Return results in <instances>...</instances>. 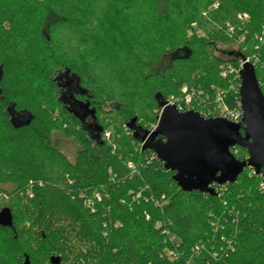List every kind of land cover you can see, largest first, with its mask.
<instances>
[{
	"label": "trees",
	"instance_id": "16d2710c",
	"mask_svg": "<svg viewBox=\"0 0 264 264\" xmlns=\"http://www.w3.org/2000/svg\"><path fill=\"white\" fill-rule=\"evenodd\" d=\"M263 30L264 0H0V264H264L260 176L184 192L125 127L238 109L246 59L264 96Z\"/></svg>",
	"mask_w": 264,
	"mask_h": 264
},
{
	"label": "water",
	"instance_id": "95a60500",
	"mask_svg": "<svg viewBox=\"0 0 264 264\" xmlns=\"http://www.w3.org/2000/svg\"><path fill=\"white\" fill-rule=\"evenodd\" d=\"M239 95L240 123L205 119L193 111L179 113L169 106L162 109L152 132L137 125L136 119L125 127L141 150L152 151L174 173L173 180L184 192L215 196L211 185L233 184L247 168L261 177L264 186V96L249 64L244 66ZM235 147L246 151L244 161L231 153ZM0 226H12L7 208L0 210ZM60 262L56 256L49 260V264ZM23 264H30L27 257Z\"/></svg>",
	"mask_w": 264,
	"mask_h": 264
},
{
	"label": "built area",
	"instance_id": "2783aa9c",
	"mask_svg": "<svg viewBox=\"0 0 264 264\" xmlns=\"http://www.w3.org/2000/svg\"><path fill=\"white\" fill-rule=\"evenodd\" d=\"M237 19L240 21H246L248 19V16L245 13L238 14ZM261 40H264V30L261 34L260 41ZM245 64H250V60L246 59V60L242 61L240 67H242ZM228 70L230 71V69H228ZM225 73H226V71H224V73L222 75L224 76ZM222 99H223L222 95L217 93L215 95V98H214V106L212 107V111L207 112L206 114L200 115V116L205 118V119L222 118V119H225V120L232 122V123H240L242 120V112L240 109V103H239L238 109L230 110L224 105ZM191 103H192V98L190 95H187L185 97L184 103H178L175 100L169 99V100H167V102L164 104V106L159 111V115H160L163 108L169 107V106L174 107L177 110V112H179V113H186V112L192 111L191 110L192 109ZM155 128H156V125L153 128H150L148 130L152 132ZM214 186H216V185L213 184L210 187L213 188V190H214ZM217 186H219V185H217ZM263 188H264V186H263ZM169 255L172 258L176 256L174 254H169Z\"/></svg>",
	"mask_w": 264,
	"mask_h": 264
},
{
	"label": "rangeland",
	"instance_id": "374dc122",
	"mask_svg": "<svg viewBox=\"0 0 264 264\" xmlns=\"http://www.w3.org/2000/svg\"><path fill=\"white\" fill-rule=\"evenodd\" d=\"M194 26V24L192 25ZM218 50L219 51H235L236 47H231V48H224V47H220L218 46ZM170 60V57H166L164 56L163 58H161V61L159 62L158 65L156 66H152L153 67V71H157L160 72L162 71V69L168 65ZM185 92V91H183ZM212 111V109H211ZM154 125L151 127L153 128ZM53 144L71 161L73 162L74 158H75V154L76 151L78 150V144L73 141V140H67L63 137H61L60 135H54L53 136Z\"/></svg>",
	"mask_w": 264,
	"mask_h": 264
}]
</instances>
